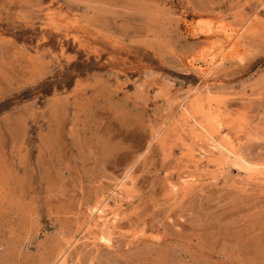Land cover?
Segmentation results:
<instances>
[{
  "label": "rangeland",
  "instance_id": "374dc122",
  "mask_svg": "<svg viewBox=\"0 0 264 264\" xmlns=\"http://www.w3.org/2000/svg\"><path fill=\"white\" fill-rule=\"evenodd\" d=\"M58 263L264 264V0H0V264Z\"/></svg>",
  "mask_w": 264,
  "mask_h": 264
},
{
  "label": "bare ground",
  "instance_id": "6f19581e",
  "mask_svg": "<svg viewBox=\"0 0 264 264\" xmlns=\"http://www.w3.org/2000/svg\"><path fill=\"white\" fill-rule=\"evenodd\" d=\"M188 26H189V28L188 27L187 28H188V31L190 34H192L194 36H197V35L205 36V45L202 46L199 50H197L196 53H194L193 55H190V57L187 58L185 66H187L188 68L195 70L197 72H200L205 76V78H208L210 66L220 65L221 63H223L226 60H233V59H235V58L237 59L239 57L240 51H239V47L237 44V41L239 39L238 31H236L234 29V26L231 23H228L225 21H219V20H215V19H211V18H201L200 17L197 20L190 23V25H188ZM208 90L209 89L207 87L205 91L207 92ZM198 101L199 100L197 97H192V100L190 101V109H192V107L195 106L198 103ZM191 112H193V111L191 110ZM184 122H185V120H184ZM242 159H243V157H242ZM125 179H127V176L125 178H123L121 181H119V183H117L114 186V188H116L117 190L121 189L123 187L125 188L128 185L126 182L127 180L125 181ZM108 201H109V199L103 197V199L99 200V203L96 207L91 208L92 212L96 213L97 216L98 215L101 216V214H104L105 210L107 209ZM94 216L97 217L96 215H94ZM84 225H87V224L84 223ZM96 225H97V223H96ZM83 227H85V226H83ZM89 227L90 226L88 224L83 229V231L89 232L90 231ZM99 229H97V231H99ZM102 231H104V230H102ZM89 234H90V232H89ZM86 235H87V233H86ZM98 240H99V238H98ZM100 241H102L101 243H108L110 241V238H107L106 236L101 235ZM64 253L63 252L61 253L62 257H64ZM59 262H61V261H59ZM55 263H57V262H55Z\"/></svg>",
  "mask_w": 264,
  "mask_h": 264
}]
</instances>
